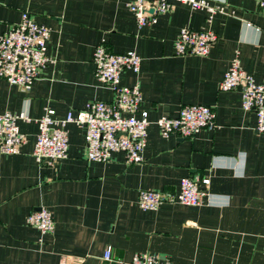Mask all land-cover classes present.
I'll return each instance as SVG.
<instances>
[{"label":"crops","instance_id":"crops-1","mask_svg":"<svg viewBox=\"0 0 264 264\" xmlns=\"http://www.w3.org/2000/svg\"><path fill=\"white\" fill-rule=\"evenodd\" d=\"M131 1L0 0V35L28 12L50 29L46 53L55 60L29 89L0 79V114L28 118L17 121L26 136L20 153L0 155V264H107V247L125 261L150 253L171 264H264V136L255 114L242 109L240 90L218 89L235 57L256 82L264 78V14L254 0H209L225 13L208 21L206 12L176 4L156 24L138 28ZM181 28L213 31L209 54L177 56ZM102 42L141 58L139 73L122 72L121 84H139L148 112L143 161L127 165L116 153L106 163L88 162L84 129L70 124L68 157L41 166L33 148L46 108L62 119L114 97L94 77L93 52ZM189 104L212 108L216 129L162 138L154 122ZM185 177L209 180L200 206L138 207L140 190L176 193ZM42 207L52 213L53 233L26 223Z\"/></svg>","mask_w":264,"mask_h":264},{"label":"built area","instance_id":"built-area-1","mask_svg":"<svg viewBox=\"0 0 264 264\" xmlns=\"http://www.w3.org/2000/svg\"><path fill=\"white\" fill-rule=\"evenodd\" d=\"M254 1L264 14V0ZM176 4L206 12L208 21L215 14L225 13L224 6L212 4L209 0H132L127 8L137 27L142 28L156 24L158 17L171 12ZM49 37V28L36 23L28 12H23L20 21L0 35V79L12 86L29 89L41 70L55 62L46 53ZM216 39L211 30L181 28L174 43L175 53L177 56L205 57ZM93 64L95 79L113 93V99L88 102L83 109L69 111L62 119L55 118L54 110L46 108L37 122L38 133L33 148V157L41 166L51 167L68 157L67 126L70 124L84 129L88 162L106 163L116 153L124 155L127 165L143 161L150 125L148 112L141 110L139 84H121L122 72L139 73L141 58L135 52L114 53L102 42L94 49ZM218 89L220 92L240 90L242 109L255 114L256 131L264 136V78L256 82L235 57ZM215 119V112L209 106L189 104L183 105L176 117L161 116L154 124L162 138L175 135L191 139L202 130H215ZM18 120L28 121V118L11 112L0 114V155H17L25 144L26 136L20 132ZM208 183V179L185 177L180 180L176 193L142 189L138 192L137 205L144 211L155 210L163 203L200 206L207 195L200 186ZM26 223L41 234L54 231L52 213L43 207L30 212ZM102 260L107 264H171L168 258L150 253H138L128 261L121 260L112 256L110 247L104 251Z\"/></svg>","mask_w":264,"mask_h":264},{"label":"water","instance_id":"water-1","mask_svg":"<svg viewBox=\"0 0 264 264\" xmlns=\"http://www.w3.org/2000/svg\"><path fill=\"white\" fill-rule=\"evenodd\" d=\"M200 188L202 189V185L200 186ZM40 209V208H37V210Z\"/></svg>","mask_w":264,"mask_h":264}]
</instances>
